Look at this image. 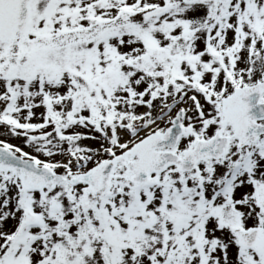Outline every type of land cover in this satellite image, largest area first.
<instances>
[{"label":"snow or ice","instance_id":"snow-or-ice-1","mask_svg":"<svg viewBox=\"0 0 264 264\" xmlns=\"http://www.w3.org/2000/svg\"><path fill=\"white\" fill-rule=\"evenodd\" d=\"M0 264H264V0H0Z\"/></svg>","mask_w":264,"mask_h":264}]
</instances>
